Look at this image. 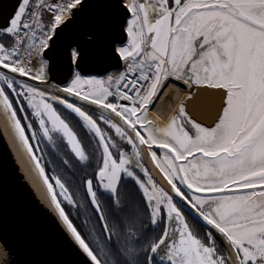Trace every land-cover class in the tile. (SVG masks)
<instances>
[{
	"label": "snow or ice",
	"instance_id": "6c2138e0",
	"mask_svg": "<svg viewBox=\"0 0 264 264\" xmlns=\"http://www.w3.org/2000/svg\"><path fill=\"white\" fill-rule=\"evenodd\" d=\"M0 107L67 245L34 264H264V0H0Z\"/></svg>",
	"mask_w": 264,
	"mask_h": 264
},
{
	"label": "water",
	"instance_id": "95a60500",
	"mask_svg": "<svg viewBox=\"0 0 264 264\" xmlns=\"http://www.w3.org/2000/svg\"><path fill=\"white\" fill-rule=\"evenodd\" d=\"M0 109L5 113L2 107ZM12 137L18 151L31 165L40 192L23 170L13 149L15 145H11ZM49 209L52 204L39 170L15 137L10 123L0 117V250H6V243L12 251L10 259L14 258L15 264H34L39 260L64 257L67 245L57 228L55 210Z\"/></svg>",
	"mask_w": 264,
	"mask_h": 264
},
{
	"label": "bare ground",
	"instance_id": "6f19581e",
	"mask_svg": "<svg viewBox=\"0 0 264 264\" xmlns=\"http://www.w3.org/2000/svg\"><path fill=\"white\" fill-rule=\"evenodd\" d=\"M0 114H1L0 117H2L7 124L10 123V121L7 119L5 113H3L1 111V109H0ZM4 126L7 127V125H4ZM9 139H11L10 136H9ZM12 141H13V143L12 142H10V143H12L11 144L12 147H13V144L15 145V148L13 147V149H14L19 161L21 162V166H22L23 170L27 174L28 178H30L32 185L36 188V190L39 191L38 187L40 186V184H39V182H37V180L34 177V171H33L32 167H31V165L25 159L24 154L19 152L18 149L16 148L17 147V143L15 142L13 137H12Z\"/></svg>",
	"mask_w": 264,
	"mask_h": 264
},
{
	"label": "flooded vegetation",
	"instance_id": "af4514ba",
	"mask_svg": "<svg viewBox=\"0 0 264 264\" xmlns=\"http://www.w3.org/2000/svg\"><path fill=\"white\" fill-rule=\"evenodd\" d=\"M158 103H159V102H158ZM158 103H157V105H156L157 108H159V107H158ZM161 110H163V109H161ZM41 147H44V145H42ZM49 151H50V150H49ZM45 159H47V157H45ZM52 160H53V161H56L55 156H52ZM42 162H43V161H42ZM53 166L57 167V170H59V164H58V162H56V163L53 164V165H48V164H46V165H45V167H46V171H47L48 173H52V168H53ZM149 166H150L151 169L155 172V174H156L157 177H160L161 179H163V177L160 176L159 171L156 170V166H155L154 164H152L151 161H149Z\"/></svg>",
	"mask_w": 264,
	"mask_h": 264
},
{
	"label": "rangeland",
	"instance_id": "374dc122",
	"mask_svg": "<svg viewBox=\"0 0 264 264\" xmlns=\"http://www.w3.org/2000/svg\"><path fill=\"white\" fill-rule=\"evenodd\" d=\"M158 107L161 109L162 107H165V104L163 102H159Z\"/></svg>",
	"mask_w": 264,
	"mask_h": 264
},
{
	"label": "crops",
	"instance_id": "0c3cea01",
	"mask_svg": "<svg viewBox=\"0 0 264 264\" xmlns=\"http://www.w3.org/2000/svg\"><path fill=\"white\" fill-rule=\"evenodd\" d=\"M165 107H162L161 109H164Z\"/></svg>",
	"mask_w": 264,
	"mask_h": 264
}]
</instances>
